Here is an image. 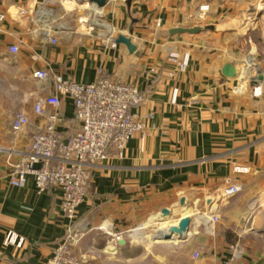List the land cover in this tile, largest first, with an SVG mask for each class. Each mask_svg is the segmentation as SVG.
<instances>
[{"label":"crops","instance_id":"0c3cea01","mask_svg":"<svg viewBox=\"0 0 264 264\" xmlns=\"http://www.w3.org/2000/svg\"><path fill=\"white\" fill-rule=\"evenodd\" d=\"M126 1L107 0L101 9L105 26L88 33L58 31L48 19L39 22L42 0H0V13L6 15L0 23V264H48L70 227L59 190L38 193L31 177L19 188L7 182L8 164L45 123L34 112V99L52 88L33 73L49 70L90 84L99 68L137 87L145 95L138 112L155 116L143 142L131 140L122 158L111 156L94 169L88 197L79 207L75 228L82 239L75 253L90 257L88 264H131L143 253L141 261L150 264L153 249L152 264H213L228 261L230 246L239 244L244 264H264V0H135L129 8ZM18 8L25 10L23 18L15 17ZM248 12L255 17L252 23ZM194 27L211 30L169 33ZM47 34L56 44L47 41ZM124 37L138 55L115 44ZM10 46L18 47L16 55L9 53ZM171 52L190 54L187 70L175 76V103L170 82L153 83L150 74L173 70L165 63ZM249 58L261 68L259 84L239 80ZM227 64L235 68V78L223 76ZM61 102V129L75 132L72 103L66 97ZM17 114L28 123L13 133ZM229 185L241 191L216 201ZM193 198L201 213L214 210L219 216L213 232H207L201 216H190L183 239L161 241L152 249L140 252L125 240H113V234L158 217L163 209L171 215ZM177 216L170 223L189 217L183 210ZM8 232L23 239L20 247L4 245Z\"/></svg>","mask_w":264,"mask_h":264},{"label":"built area","instance_id":"2783aa9c","mask_svg":"<svg viewBox=\"0 0 264 264\" xmlns=\"http://www.w3.org/2000/svg\"><path fill=\"white\" fill-rule=\"evenodd\" d=\"M42 1L39 22L47 23L48 19L53 22L56 30H68L67 27L56 24L49 8L52 3L61 0ZM205 9L206 7L201 8ZM14 15L16 18H23L26 12L18 8ZM5 20L6 15L0 13V23ZM87 30L88 33L93 31L91 27ZM45 37L50 44H56V40L50 38V35ZM8 51L16 55L19 50L17 46H10ZM189 60L188 52H171L165 63L173 70H150L153 83L163 80L170 82L173 103L179 91L175 76L187 70ZM251 61L250 68L248 61H244L239 80L259 84L263 77L261 68L254 60ZM32 77L38 82L50 84L52 88L49 94L39 95L34 99V112L45 123L42 129L32 135L20 157L8 164L7 182L9 186L19 188L31 177L38 193L50 189L61 192L62 213L69 220L70 227L53 250L48 264H82L81 258L75 253L82 234L75 227L80 220L79 207L88 197L93 171L111 156L122 158L131 140L143 142L153 131L150 123L155 114L141 115L138 110L145 95L131 83L110 76L102 68L97 70L96 78L90 84L77 83L49 70L35 71ZM63 97L70 99L74 109V120L78 128L72 133L61 129L65 121L61 111ZM27 123L28 119L24 114H17L11 125L12 132H21ZM240 191L239 185L226 186L219 192L216 201H227ZM203 218L207 232H213L219 216L211 210L207 216L204 217L203 214ZM113 237L115 243L122 241L120 233L113 234ZM22 243L23 239L12 232L5 236V246L20 247ZM230 251L231 258L228 261L213 264H244L239 244L230 246Z\"/></svg>","mask_w":264,"mask_h":264},{"label":"rangeland","instance_id":"374dc122","mask_svg":"<svg viewBox=\"0 0 264 264\" xmlns=\"http://www.w3.org/2000/svg\"><path fill=\"white\" fill-rule=\"evenodd\" d=\"M49 7H51V11L53 13L52 16L54 18L56 17L55 18L56 24L60 25L61 27H63L64 22H67V28L68 29H71V30L73 29V31L77 30V31L87 32L86 29H88V27H92V26H90V24H88V22H91L93 19H96V21L99 22L100 24L102 23L103 27L105 26V24L102 22V20H104V19H102L103 14L101 13V10H98L96 8V10L93 12V8H91L90 4L81 3L80 0H68V1L67 0H61V2L55 1V3H52L51 6H49ZM255 7H257V6L255 5ZM94 13L97 16H94ZM248 14L249 15L251 14L250 22L252 23V19H254L255 17L252 15L253 14L252 12H248ZM93 29L98 30L101 28H93ZM115 35H116V32H113L111 36H115ZM215 198H216V196L215 197L209 196V199L211 201H212V199L214 200ZM189 200H187L186 206L184 207V209H182L183 207H180V205L177 206L176 208H173L172 212H171L172 214L170 215V217L165 218L163 220V222L158 223V218L160 217V215L158 217H155V216L148 217L143 223H141L138 226L130 229V230H132L131 232L126 231V232L122 233L121 234L122 240H125L127 242L128 246H132L133 249H137L136 251L141 252V250L143 251L145 248L152 249V246L157 245L158 243H163V242L155 241L156 239H153L151 237V233H153L155 230H157V227H159V226H164L165 224L171 225L172 223H170V222H174V221L178 220V217L180 215L177 217H175V216L177 215V213H180L182 210H183V214L187 213V215L189 217L191 216V219H196V218L201 216V220H202L201 224L203 225L204 224L203 223L204 218H203V213H201V208H200L201 204L198 203L197 201L195 202L194 198L190 202H188ZM207 214L204 215V217L207 216ZM149 219H153L152 222L148 223ZM146 223H148V224L143 231H141V232L137 231V233L134 234V230L136 228H138L139 226H142ZM140 236H142L141 239H139ZM173 240H175V239H173ZM80 242H79V244H80ZM110 242L114 243L113 241H110ZM79 244L76 247H78ZM150 251H151V253L148 256L149 257L148 261L150 264H152V263H154L152 256H154L155 250L152 249ZM157 252L160 253L159 251H157ZM135 253H137V252H135ZM76 255L79 258H81L82 264H88V262L91 259L90 257H87L83 254H76ZM143 257L145 258L144 254L142 253V255H139L138 260L136 262H133V263H135V264H140V263L146 264V260L143 262L141 261V259H143ZM175 261H176V257H175ZM108 262L113 263V264H115V263L119 264L118 262H115L114 260H109ZM128 263H130V262H128ZM128 263H126V264H128ZM133 263H131V264H133Z\"/></svg>","mask_w":264,"mask_h":264},{"label":"water","instance_id":"95a60500","mask_svg":"<svg viewBox=\"0 0 264 264\" xmlns=\"http://www.w3.org/2000/svg\"><path fill=\"white\" fill-rule=\"evenodd\" d=\"M135 1V0H127L126 1V6L129 8L131 3ZM81 3H85V4H90V5H95L97 8H99L100 10L103 9L105 7V5L107 4V0H80ZM88 24H90V26H92L93 28H101V26L98 25H93L91 22H88ZM63 27L66 28L67 27V22L63 23ZM203 30H211V27H206V28H200V27H194V28H177L174 30H171L169 33L171 35H182V34H188V35H194V34H198ZM132 34V31L129 32V35ZM115 44H121L124 45L126 47V49L128 50V52L132 55H138L137 53V48L133 45V43L131 42V40L129 38H118L115 40ZM222 74L224 77L232 79L236 77V70L235 68L230 65L227 64L223 67L222 69ZM182 206H186V203L184 201L181 202ZM210 204V202L208 203V205ZM160 215L162 216V220L170 217V213L167 209H163L160 213ZM189 225H190V219L188 217H184L182 219H180V221L178 222L177 227H172L169 229L168 233H160L161 235H159V239L155 240V241H164V242H168L171 240L173 235L179 236V237H183L185 235V233H187L188 229H189ZM120 243L123 244V241H120Z\"/></svg>","mask_w":264,"mask_h":264},{"label":"bare ground","instance_id":"6f19581e","mask_svg":"<svg viewBox=\"0 0 264 264\" xmlns=\"http://www.w3.org/2000/svg\"><path fill=\"white\" fill-rule=\"evenodd\" d=\"M91 8H93V12L96 10V6L95 5H91ZM98 10H100L99 8H97ZM91 10V9H90ZM94 16H97L95 13H94ZM91 23L93 24V25H98L99 24V26H101V27H103V25H102V23L100 24L99 22H97L96 21V19H93L92 21H91ZM251 60L249 59L248 60V66H249V68H250V66L252 65V61L250 62ZM182 207H184V206H182ZM162 218V216L160 215V217L158 218V223H160V222H163V220L161 219ZM189 219H190V217H188ZM203 219V218H202ZM152 220L153 219H149V222L148 223H150V222H152ZM148 223H146V224H144V225H142V226H139L138 228H136L135 230H134V234H136L137 233V231L138 232H141V231H143L145 228H146V226H147V224ZM177 225H178V223H174V224H165L164 226H159L158 228H157V230H155L153 233H151V237L153 238V239H156V240H158L159 239V235H161L160 233H162V234H164V233H168V231H169V229L170 228H172V227H177ZM140 234V233H139ZM142 235V234H141ZM185 236V235H184ZM184 236L181 238V237H179V236H176V235H173L172 236V238H171V240L170 241H172L173 239H183L184 238ZM141 237L142 236H140L139 237V239H141ZM111 248V247H110ZM112 249V248H111Z\"/></svg>","mask_w":264,"mask_h":264}]
</instances>
